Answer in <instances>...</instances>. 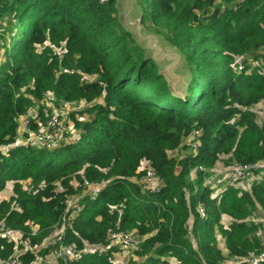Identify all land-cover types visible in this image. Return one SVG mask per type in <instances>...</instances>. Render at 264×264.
<instances>
[{
    "label": "trees",
    "instance_id": "trees-1",
    "mask_svg": "<svg viewBox=\"0 0 264 264\" xmlns=\"http://www.w3.org/2000/svg\"><path fill=\"white\" fill-rule=\"evenodd\" d=\"M135 3L141 27L165 30L182 58L177 90L121 27L114 0H0V192L12 182V195L0 200V224L31 245L69 218L55 243L79 254L56 264H116L110 234L126 232L139 240L137 264H224L257 255L262 225L247 219L257 207L264 212V180L249 190L225 183L217 193L205 183L221 161L264 160V122L251 110L264 108V0ZM238 58L243 68L235 72ZM250 59L258 62L252 69ZM46 94L57 104H92L89 117L71 116L78 135L69 141H18L27 136L20 119ZM37 120L29 119L28 132L37 131ZM189 135L194 146L182 147ZM181 147L183 156L169 155ZM145 163L155 187L139 182ZM85 181L98 185L94 194ZM74 196L78 204L68 209ZM13 252L0 237V262ZM35 259L30 251L19 256L20 264Z\"/></svg>",
    "mask_w": 264,
    "mask_h": 264
},
{
    "label": "rangeland",
    "instance_id": "rangeland-1",
    "mask_svg": "<svg viewBox=\"0 0 264 264\" xmlns=\"http://www.w3.org/2000/svg\"><path fill=\"white\" fill-rule=\"evenodd\" d=\"M115 7H116V18L120 21V25L123 29L127 30L134 39V44L139 46L143 52L154 59L157 63L160 72L165 76L168 83L171 85V88L177 90L178 85L181 83L183 79V73L180 69L181 60L182 58L178 54L175 49H173L169 43L165 39V30L162 28L152 29L151 25L145 28H142L140 25V17L139 12L136 9L135 0H114ZM55 52L59 55H62V49H55ZM239 59H236L234 63L231 65L232 69L236 72L237 66L239 64ZM242 63V62H241ZM88 80H96L95 76L86 77ZM96 103L102 102L101 99H97ZM92 107V104L85 103L84 101H80L77 103H54V99L50 94H46L42 100H34L33 105L28 112V117L37 120L35 113L42 115L41 121L45 119V117L49 116L52 113H56L59 115L60 118V128L54 130V132H49L50 135L54 136L55 144L61 143L62 141H69L74 137H77L78 131H76L74 127V122L71 120V116L74 117V120H78L77 116H82L84 120L89 117L88 110ZM251 110L256 115V120L258 123L264 122V108L261 105H255L251 107ZM38 126L40 125L39 119ZM80 121V120H78ZM45 121L42 123L44 124ZM41 126L38 127V131L41 129ZM22 139L18 138V141ZM193 145V137L192 135L187 136L183 142L182 147L186 146L189 147ZM180 148L174 152H169V155H175L176 158H180L183 156L186 151L185 148ZM6 147L0 146V150H5ZM227 165L224 164V161L216 164L212 168L211 176L207 178L206 183H210V186L214 188V193L219 192L221 189L225 188L227 185L225 184V180L223 179L224 172L227 169ZM194 172H191V178H194ZM141 179L139 180V182ZM159 184L156 180L149 181L147 183H143L144 187L152 188ZM243 184V182H239L238 185ZM237 185V184H236ZM244 185V184H243ZM12 182H7L5 188L0 192V200L8 199L10 195H12ZM87 193H89L87 191ZM77 199L74 197L69 198V203L72 204L73 201ZM79 201V199H78ZM78 201L75 200L74 204L69 207V209L74 208L77 206ZM227 218L222 219L224 225H228L229 222L226 221ZM69 218H65L61 224V227L68 223ZM247 222H255L262 225V228L257 232L259 238L261 239L262 243L264 244V212L257 207L253 210L251 216L247 219ZM60 227L56 228L57 231ZM56 234L51 233L50 240L46 241L45 246H50L56 242ZM218 238V245L222 252L225 254L224 250V243L223 240L219 235ZM141 240V239H140ZM110 243L112 245H116L118 248L120 244L118 241L111 240ZM115 246V247H116ZM44 249V248H42ZM41 249V250H42ZM91 250H103L101 246H86L85 251ZM137 250H139V244L135 245V247L123 250L119 254L114 255V262L116 264H137L141 259L139 256L136 255ZM41 253V252H40ZM40 253L38 257L41 258ZM46 260V261H45ZM244 260H239L236 258L226 259L224 264H246ZM58 259L54 256L51 252H49L44 259H40L39 262L49 263V264H56ZM173 261V260H171Z\"/></svg>",
    "mask_w": 264,
    "mask_h": 264
},
{
    "label": "built area",
    "instance_id": "built-area-1",
    "mask_svg": "<svg viewBox=\"0 0 264 264\" xmlns=\"http://www.w3.org/2000/svg\"><path fill=\"white\" fill-rule=\"evenodd\" d=\"M99 1L105 2L107 0H99ZM239 60L240 61L237 66V71H240L243 68V63H241V59ZM257 64L258 62L255 60H251V59L248 60V65L250 69L256 67ZM27 118L28 117L26 116L20 119L22 129L27 130V136L22 138V142H24L25 144H32V145L34 144L37 146H46L48 144L54 143V136L50 135L49 132H54L55 129L61 127L60 118L58 114L56 113L50 114L49 117L45 120V123L39 125L41 126L40 127L41 129L39 131L37 129V131L35 132H28L30 118L29 119ZM77 119L80 121L84 120L82 116H77ZM144 166H145L144 167L145 173L141 178V183L143 184L149 181L156 180L154 171L148 165V163H145ZM223 179L225 180V183L235 184V185L237 184L236 186H239L244 190H247V188L250 189V186L253 183V181L261 180V179L264 180V160L259 161L256 164L239 165L237 163H234L226 169V171L224 172ZM239 182H243L244 185L243 184H240L242 186L238 185ZM84 184L86 185V191H88L90 194H94L98 189L97 184H92L87 181H85ZM205 184L210 186V183H205ZM144 188L147 187L145 186ZM75 198H77L75 200L78 201L79 197H75ZM75 200L73 201L72 204H70L68 201V206H67L68 209L71 205L74 204ZM199 211L200 214L203 216L204 215L203 210L199 208ZM32 229L35 230V227H32ZM63 229L64 226L60 227L57 231H53V233H57L56 240L59 234L62 233ZM50 235L44 237L39 244L34 243L30 245V243L26 241V239L25 240L22 239V234L19 231L16 230L14 231L10 228H4L3 225L0 224V237L3 239H7L9 242H12L14 246V252L12 257L5 262H0V264H20L19 256L26 251H30L32 254L36 256V259L32 264H46L43 262H39L41 258L37 256V253L42 248L45 249L49 247V246H45V243L46 241L50 240ZM110 239L118 241L120 244V247L119 248L117 247L118 250L112 254L113 256L115 254H119L121 251L125 249L126 250L131 249L135 247V245L139 244V240L133 232L112 233L110 234ZM56 245L58 246L55 247ZM50 246H53L52 247L53 249L50 252L54 256H56L57 259L66 260L67 258H72L74 256L76 257L79 254V252H75L71 246H64L63 244H57V243H53ZM245 262L246 264H264V244L259 254L248 257L245 260Z\"/></svg>",
    "mask_w": 264,
    "mask_h": 264
},
{
    "label": "crops",
    "instance_id": "crops-1",
    "mask_svg": "<svg viewBox=\"0 0 264 264\" xmlns=\"http://www.w3.org/2000/svg\"><path fill=\"white\" fill-rule=\"evenodd\" d=\"M240 186H242V185H240ZM249 188H247V190H248ZM224 218H227V222H229L230 223V221H231V219L228 217V216H226V215H223L222 216V219H224ZM222 221V220H221ZM222 223H223V221H222ZM224 224V223H223Z\"/></svg>",
    "mask_w": 264,
    "mask_h": 264
}]
</instances>
